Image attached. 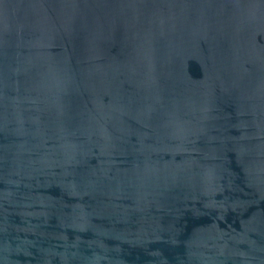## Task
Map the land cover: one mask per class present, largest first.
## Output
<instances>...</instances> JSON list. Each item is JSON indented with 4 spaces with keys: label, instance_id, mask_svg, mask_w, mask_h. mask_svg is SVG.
<instances>
[{
    "label": "water",
    "instance_id": "95a60500",
    "mask_svg": "<svg viewBox=\"0 0 264 264\" xmlns=\"http://www.w3.org/2000/svg\"><path fill=\"white\" fill-rule=\"evenodd\" d=\"M0 264H264V0H0Z\"/></svg>",
    "mask_w": 264,
    "mask_h": 264
}]
</instances>
